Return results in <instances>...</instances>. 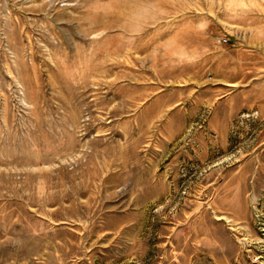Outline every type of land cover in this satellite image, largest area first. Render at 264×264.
I'll return each mask as SVG.
<instances>
[{
    "label": "rangeland",
    "instance_id": "rangeland-1",
    "mask_svg": "<svg viewBox=\"0 0 264 264\" xmlns=\"http://www.w3.org/2000/svg\"><path fill=\"white\" fill-rule=\"evenodd\" d=\"M0 264H264V0H0Z\"/></svg>",
    "mask_w": 264,
    "mask_h": 264
}]
</instances>
